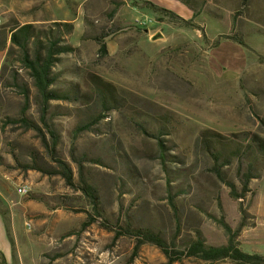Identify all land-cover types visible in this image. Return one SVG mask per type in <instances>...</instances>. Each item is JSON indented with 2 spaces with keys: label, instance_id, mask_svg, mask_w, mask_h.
I'll use <instances>...</instances> for the list:
<instances>
[{
  "label": "rangeland",
  "instance_id": "374dc122",
  "mask_svg": "<svg viewBox=\"0 0 264 264\" xmlns=\"http://www.w3.org/2000/svg\"><path fill=\"white\" fill-rule=\"evenodd\" d=\"M51 1L0 0V27L57 15ZM143 1L187 23L160 22ZM68 9L73 16L75 7ZM72 18L68 42L77 52L62 55L55 71L58 87L79 96L51 106L55 152L39 133L10 122L24 100L6 85L8 72L0 82V264L168 263L157 246L124 234L127 227L161 234L171 250H179L173 264H210L185 257L183 250L199 233L208 245H224L220 221L237 233L243 251L264 256V166L250 192L235 200L197 142L205 130L264 138V0H89L84 32ZM137 19L152 24L140 26ZM52 23L35 25L46 29ZM157 33L162 38L151 41ZM221 36L242 39L246 49L233 42L241 57L222 41L213 51ZM101 39L109 51L103 59ZM19 75L31 90L28 117L51 145L31 81L23 70ZM94 77L112 84L118 97L103 112L91 94ZM100 113L104 118L74 136L76 127ZM159 141L166 168L158 158ZM59 163L72 170L73 185ZM223 175L236 178L235 167ZM81 178L93 188L96 209L80 188ZM20 184L30 186L27 196L17 194Z\"/></svg>",
  "mask_w": 264,
  "mask_h": 264
},
{
  "label": "trees",
  "instance_id": "16d2710c",
  "mask_svg": "<svg viewBox=\"0 0 264 264\" xmlns=\"http://www.w3.org/2000/svg\"><path fill=\"white\" fill-rule=\"evenodd\" d=\"M145 7L150 9L157 15L158 21H167L171 24H186L187 21L176 16L171 11L158 7L150 2L143 1ZM73 25L71 23L53 22L52 26L42 29L36 27L35 24L15 23L0 27V51L5 52V63L0 71V82L6 72L9 73V80L6 85L15 87L23 97L24 107L20 114L10 120L12 124H22L25 128L36 131L40 134L45 147L50 152H55L58 145V135L52 127L50 114H52L51 106L53 102L74 101L77 102L79 96L72 89L61 90L58 87L59 77L55 71L61 61V56L66 54H74L77 47L68 42L73 34ZM229 39L239 44L244 49L247 46L242 39L235 37L221 36L217 41V47L221 41ZM68 42V43H67ZM98 56L103 59L109 56L107 45L103 39L98 43ZM19 70H23L28 80L31 81L33 89V97L35 103L40 108L39 121L49 133L51 145L46 141V136L42 133L41 128L36 122L31 121L28 117L27 110L29 100L31 98L30 89L27 81H22ZM112 84L105 82L99 77H94L93 88L91 94L96 96V104L99 106L100 112L108 109L117 100V95ZM78 95V96H77ZM102 114H98L91 120L79 127H76L74 136L77 133L90 129L92 122H99L104 118ZM143 132L147 133V129L143 125ZM4 131L5 123L1 125ZM198 145L207 154L213 164V172L221 179V181L229 188L230 195L233 199H243L250 192L251 182L261 173L264 166V138L249 133H240L231 135V137H223L219 133L212 130L203 131L198 139ZM158 158L166 168L167 155L164 145L161 141L157 143ZM76 156V155H75ZM74 158V157H73ZM77 163V157L74 158ZM235 167L236 178L228 179L223 175L224 169ZM60 174L65 178L66 182L73 185V172L63 163H59ZM237 182L240 187L237 186ZM80 188L82 192L89 198L93 209L97 208L96 195L92 186L88 181L80 179ZM220 226L227 235V242L221 246L208 245L199 233L194 241L189 243L183 250L184 256L187 258H195L210 264L228 260L233 264H264V256L259 254H250L243 251L237 242V233L233 232L231 227L220 221ZM124 234H131L140 244H153L157 246L167 257L168 263L173 264L177 259L179 250H171L168 243L161 234L150 231L136 229L130 227L123 229ZM181 252V251H180ZM4 263V261H3Z\"/></svg>",
  "mask_w": 264,
  "mask_h": 264
},
{
  "label": "crops",
  "instance_id": "0c3cea01",
  "mask_svg": "<svg viewBox=\"0 0 264 264\" xmlns=\"http://www.w3.org/2000/svg\"><path fill=\"white\" fill-rule=\"evenodd\" d=\"M89 0H52L51 1V7L54 6V4L57 5V15H55V11H51L49 17H47L45 20H35V21H27L25 23H51V22H62V23H71L73 25V30H74V23L76 22V19L72 18L75 15L77 16V24H79L80 27H82L83 32L85 31V23H84V16H85V4H87ZM69 3V6H68ZM75 7V13L70 14L69 7ZM22 23V24H25ZM221 43V42H220ZM224 44L223 47L227 51H232L235 55L237 54L238 56L241 57V54L243 53V50L237 47V44H234L233 42H226L222 41ZM239 46V45H238ZM220 47L217 46L213 51L217 50ZM214 56V55H213ZM216 56V55H215ZM4 58H5V53L0 51V71L4 63ZM235 62V63H234ZM233 62V65L238 68L240 66L241 62L239 59H235ZM1 224V223H0ZM2 232V227L0 225V233ZM4 257V256H3ZM5 263H7L6 256L4 257Z\"/></svg>",
  "mask_w": 264,
  "mask_h": 264
},
{
  "label": "built area",
  "instance_id": "2783aa9c",
  "mask_svg": "<svg viewBox=\"0 0 264 264\" xmlns=\"http://www.w3.org/2000/svg\"><path fill=\"white\" fill-rule=\"evenodd\" d=\"M136 23L140 26H149L152 24L151 21H146V20H136ZM1 24V21H0ZM16 192L19 196H27L30 192H31V188L29 185L27 184H20L17 186L16 188ZM27 226H30L29 224H27Z\"/></svg>",
  "mask_w": 264,
  "mask_h": 264
},
{
  "label": "water",
  "instance_id": "95a60500",
  "mask_svg": "<svg viewBox=\"0 0 264 264\" xmlns=\"http://www.w3.org/2000/svg\"><path fill=\"white\" fill-rule=\"evenodd\" d=\"M145 33H148V29L144 30ZM162 38V35L160 33H157L151 37V41H157Z\"/></svg>",
  "mask_w": 264,
  "mask_h": 264
}]
</instances>
